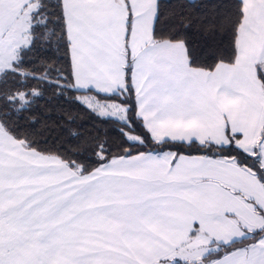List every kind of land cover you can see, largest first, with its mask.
Here are the masks:
<instances>
[{
  "label": "snow or ice",
  "instance_id": "1",
  "mask_svg": "<svg viewBox=\"0 0 264 264\" xmlns=\"http://www.w3.org/2000/svg\"><path fill=\"white\" fill-rule=\"evenodd\" d=\"M124 2L131 31L133 4ZM15 3L0 0V264H140L155 205L151 188L134 182L135 169L139 157L155 152L133 121L95 107L86 95L91 89L78 77L74 34L86 0H20L18 9ZM138 3L149 6L153 37L181 47L190 64L218 56L226 44L234 49L246 12L264 6V0ZM256 72L264 80V66ZM121 163L128 171L112 169ZM201 259L264 264V226L210 241Z\"/></svg>",
  "mask_w": 264,
  "mask_h": 264
},
{
  "label": "crops",
  "instance_id": "2",
  "mask_svg": "<svg viewBox=\"0 0 264 264\" xmlns=\"http://www.w3.org/2000/svg\"><path fill=\"white\" fill-rule=\"evenodd\" d=\"M131 3V31L124 0H86L78 10L74 34L81 82L94 93L120 92L128 52L138 115L154 139L233 141L264 170V85L256 72L257 64L264 66V6L242 18L235 61L208 71L192 67L181 47L155 41L149 6ZM94 93L86 95L95 107L128 118L126 106ZM136 163L134 182L151 188L149 202L155 205L139 244L140 264H161L162 257L163 264L176 257L206 264L201 257L210 241L264 226V181L234 158L166 150ZM111 167L128 171L123 163Z\"/></svg>",
  "mask_w": 264,
  "mask_h": 264
},
{
  "label": "trees",
  "instance_id": "3",
  "mask_svg": "<svg viewBox=\"0 0 264 264\" xmlns=\"http://www.w3.org/2000/svg\"><path fill=\"white\" fill-rule=\"evenodd\" d=\"M242 21V20H241ZM241 25V23H240ZM240 26L236 29L235 35V45L234 49L230 44H226L227 51L220 53L218 56H214L211 59H205L200 57L195 59L190 65L196 68H202L205 70H213L219 63H233L237 55V41ZM155 41H162L159 37H153ZM191 55L196 57L198 54L192 52ZM132 59L130 54L126 53V64H125V86L124 89L118 93L111 95H102L94 93L93 91H88L86 94L94 93L99 99L118 102L127 107V122L129 119L136 124L135 132L138 135L151 137L148 140V147L151 148L155 153H160L166 150H171L177 154H189V155H216L222 157L234 158L238 164L246 166L254 170L260 179L264 181V170L262 169L258 159L252 156L236 146L233 141L227 145H215L211 143H200L196 141L192 142H179L164 140L158 141L152 137L148 129L145 127L142 119L138 115L136 95L134 90V85L132 82ZM264 85V80H261ZM143 125V126H141ZM159 142V143H157ZM183 264H191L188 262H183Z\"/></svg>",
  "mask_w": 264,
  "mask_h": 264
},
{
  "label": "rangeland",
  "instance_id": "4",
  "mask_svg": "<svg viewBox=\"0 0 264 264\" xmlns=\"http://www.w3.org/2000/svg\"><path fill=\"white\" fill-rule=\"evenodd\" d=\"M120 115H121V116H124V115H122V113H118V112H117V116H120ZM120 118H121V117H120ZM124 118L127 119L126 117H124Z\"/></svg>",
  "mask_w": 264,
  "mask_h": 264
}]
</instances>
